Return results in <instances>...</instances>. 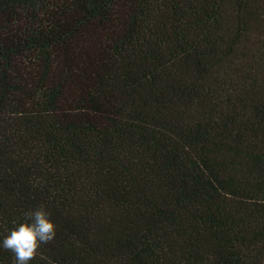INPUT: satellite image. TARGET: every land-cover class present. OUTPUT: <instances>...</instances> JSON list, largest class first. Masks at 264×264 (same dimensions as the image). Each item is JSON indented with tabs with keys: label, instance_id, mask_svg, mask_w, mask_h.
Here are the masks:
<instances>
[{
	"label": "trees",
	"instance_id": "obj_1",
	"mask_svg": "<svg viewBox=\"0 0 264 264\" xmlns=\"http://www.w3.org/2000/svg\"><path fill=\"white\" fill-rule=\"evenodd\" d=\"M264 264V0H0V264Z\"/></svg>",
	"mask_w": 264,
	"mask_h": 264
},
{
	"label": "clouds",
	"instance_id": "obj_2",
	"mask_svg": "<svg viewBox=\"0 0 264 264\" xmlns=\"http://www.w3.org/2000/svg\"><path fill=\"white\" fill-rule=\"evenodd\" d=\"M23 215L25 222L17 224L2 242L5 250L14 253L16 264H29L56 236V225L43 205Z\"/></svg>",
	"mask_w": 264,
	"mask_h": 264
}]
</instances>
